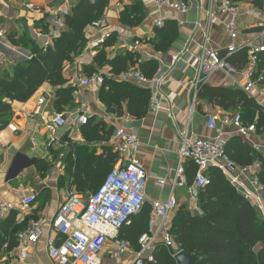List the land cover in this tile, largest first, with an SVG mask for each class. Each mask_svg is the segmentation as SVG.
Returning a JSON list of instances; mask_svg holds the SVG:
<instances>
[{"label": "crops", "instance_id": "1", "mask_svg": "<svg viewBox=\"0 0 264 264\" xmlns=\"http://www.w3.org/2000/svg\"><path fill=\"white\" fill-rule=\"evenodd\" d=\"M77 1L0 0V31L4 32V35L0 36V78L10 80L15 65L31 58V52L27 48L14 45L11 37L15 36L18 39L28 33L40 47L53 44L55 35L60 36L65 28V15L59 9L66 4L72 8ZM135 1L142 3L146 19L140 26L131 28L120 23L119 15L126 4ZM156 1L114 0L108 7L103 21L106 26L105 31L117 35L115 43L106 47L109 59L132 51L140 54L141 61L156 59L160 62L156 76L149 83L142 84L152 90V95L154 93H158L160 97L164 95L161 97L158 110L149 108L148 114L140 119L128 114L125 107V113L117 116L109 113L101 102L100 88L85 87L75 98V104L61 111L65 114L67 123L61 128L58 140L50 145L45 123L51 114L57 111L54 106L55 88L45 83L28 101L12 103L13 115L7 127L0 132V200L20 204L25 197L33 196L35 199L28 209L16 210L17 223H22L26 219L32 221L35 216L45 220L49 226L64 202L66 193L73 191L67 183L66 163L63 162L62 154L64 155V151L67 150L70 140L85 143L81 131L83 124L78 122L81 115L88 116L93 123L105 121L108 126H112L114 134L110 143L114 147L117 127L138 135L141 144L137 156L143 161L149 175L145 204L151 206L156 200L166 201L171 194H174L179 207L187 205L192 212L200 210L198 199L192 198L189 191V186L195 177L193 175L190 180L188 176L190 161L183 162L188 185L174 187L177 169L181 162L180 149L185 136L190 138L216 136V131L208 128L207 119L210 112L218 111L220 108L207 101L196 100L192 110L194 94L190 91L188 83L195 76V68L188 63V59L190 60L191 55H199L205 45L217 50L222 57L227 56V46L231 42L226 33L229 15L218 11V0L214 3L212 0H189L190 10L185 14L170 8L159 9ZM232 1L241 7L238 43L242 44L248 40L261 41L258 23L264 21L263 0ZM210 10L217 18L213 24L210 20ZM159 18L176 20L178 23L179 36L166 52L156 49L158 39L155 21ZM85 33L88 39L87 46L66 68L72 85L76 77L84 76L83 66L93 63L99 48L93 44L99 35L98 30L90 25ZM172 56H179L180 59L171 66ZM104 71L108 73L109 67L106 66ZM164 75H168L166 82H157L155 78ZM121 77L120 75L118 79L123 80ZM124 81L139 84L131 80ZM241 82L242 78L238 75L232 76L224 71H217L207 79L206 84L239 88ZM41 96L47 97L41 112L34 117H26L23 112L32 111ZM167 97L169 98L166 99ZM257 99L258 103L264 106V94ZM256 122L254 121L257 127ZM234 135L239 134L229 128L227 137ZM239 136L255 149V146L264 145V131L259 130L258 127L247 137ZM39 160L51 165L44 177L41 176L38 168ZM63 176L65 181H61ZM158 180H165V184L160 186ZM175 212L176 210L170 211L166 218L169 226L172 224ZM2 221L0 230L1 226L8 224L10 218L3 223ZM158 240L160 242L161 238L159 237ZM22 249L20 240L19 245L13 248L5 245L0 253V264H53L44 237L28 249L29 256L26 259H21ZM114 249V241H110L106 250L101 253L103 264H129L136 251L133 247L130 253L117 258L114 256Z\"/></svg>", "mask_w": 264, "mask_h": 264}, {"label": "trees", "instance_id": "2", "mask_svg": "<svg viewBox=\"0 0 264 264\" xmlns=\"http://www.w3.org/2000/svg\"><path fill=\"white\" fill-rule=\"evenodd\" d=\"M113 1L78 0L72 5L71 13L65 16V28L60 36L46 47L37 45L28 33L18 39L11 37L14 45L31 52V58L15 65L10 80L0 78V132L7 127L13 115L12 103L28 101L45 83L56 90L54 106L57 111L75 104V86L70 84L66 68L87 46L86 28L104 17ZM145 19L146 12L140 1L126 4L119 15L120 23L131 28L140 26ZM155 31L158 39L156 49L161 52L168 51L179 36L178 23L172 19L165 20L164 25L156 27ZM116 36V33H111L104 45L98 48L93 63L83 66L82 74H104L99 95L109 113L122 116L126 107L128 114L141 119L148 114L152 90L118 78L131 67H136L148 79H153L160 62L156 59L141 61L140 54L132 51L109 59L106 47L115 43ZM248 56L247 50L241 49L228 56L227 60L242 69L248 66ZM106 66L109 67L108 73L104 71ZM254 77L260 79L259 84L264 87V52L259 55ZM197 100L207 101L226 111L239 109L245 124L257 121L258 129L264 131V106L241 88L204 83ZM81 131L85 143L70 140L63 162L66 163L69 188L89 195L99 189L114 168L119 154L110 143L113 127L105 121L93 123L88 119ZM227 152L240 166L257 164L256 175L264 187V156L261 153L239 135L228 138ZM50 167L48 162L38 161L42 177ZM196 169L190 161L187 170L190 180ZM208 177L209 183L199 191L197 198L200 210L192 212L187 205H182L173 216L170 232L177 249L159 243L154 252L155 260H145V264H177L175 256L180 251L196 255L199 258L197 264H264V216L261 210L240 193L220 169L210 168ZM61 181H65V176ZM151 209L152 206L144 204L138 213L132 215L131 222L120 230V238L130 241L136 250L140 249V238L149 228ZM9 215L2 221L10 218L8 224L1 226L0 253L5 245L9 248L18 246L19 233L30 223L29 219L17 223L16 210ZM38 218L34 216V219Z\"/></svg>", "mask_w": 264, "mask_h": 264}, {"label": "built area", "instance_id": "3", "mask_svg": "<svg viewBox=\"0 0 264 264\" xmlns=\"http://www.w3.org/2000/svg\"><path fill=\"white\" fill-rule=\"evenodd\" d=\"M215 0H212L214 3ZM159 9L170 8L182 14L190 10L189 2L183 0H157ZM264 9V0L262 2ZM217 9L220 13L228 14L226 33L230 39L227 46V56L222 57L219 52L204 46L197 56L191 55L188 63L195 68V76L189 80V89L194 94L192 110L196 104L197 95L202 84L217 71H224L229 75H238L242 78L239 84L245 93L255 98L264 94L260 79L254 77L255 67L259 55L264 52V21L258 23L261 41L248 40L238 43L240 38L239 18L241 7L232 0H218ZM63 15L71 13L68 4L62 6ZM211 24L217 20L215 13L210 10ZM165 19L155 21L156 27L164 25ZM98 30L99 35L94 41V46L101 47L111 32L105 31V23L99 19L91 25ZM4 32L0 31V36ZM55 37H59L56 34ZM246 49L249 63L245 68L239 69L231 64L227 57L231 54ZM180 59L172 56L171 66ZM170 66V68H171ZM123 80H131L139 84H147L148 79L141 70L131 67L121 75ZM168 75L155 78L157 82H166ZM104 83V74L96 72L92 76H78L73 83L74 97H78L80 90L85 87L100 88ZM161 97H164L162 95ZM161 97L154 93L150 100V110H158ZM167 97L166 99H168ZM47 102L46 96H41L36 107L30 112H23L26 117H34L41 112L42 106ZM89 117L81 115L79 124H86ZM220 121V122H219ZM67 123L65 114L54 111L45 123L48 135V144L53 145L59 136L61 128ZM207 126L216 131V136L210 138H190L185 136L180 149L181 162L177 169L176 186L188 185L184 161H191L196 165L193 183L189 186L192 198L197 199L199 191L209 183L208 171L212 167L220 169L230 182L252 204L257 206L264 216V187L256 173L258 165L240 166L228 154L227 130L234 129L236 134L247 137L257 129L255 123L245 124L241 110L228 112L223 109L208 114ZM140 139L136 133L127 132L122 127L115 130V150L119 158L114 168L108 173L99 189L89 195L73 191L66 193L64 202L58 209L51 224L47 226L43 219H33L29 226L19 233V240L23 245L21 259L29 256L28 249L38 243L41 238L46 239L47 250L53 264H103L101 253L106 250L107 244L114 241V256L117 258L130 253L133 249L128 240L120 238V230L125 224L131 222L132 215L138 213L146 202V187L149 175L143 161L137 156ZM256 150L264 156V145L255 146ZM64 155L62 154V157ZM163 186L165 180H158ZM33 196L23 198L20 204L0 200V222L13 210L24 211L32 206ZM148 231L140 238V249L135 251L129 264H145V260L153 262L154 252L159 243L168 248L177 249L175 238L171 234V226L166 222L170 211L179 208V202L174 194L166 201L156 200L152 203ZM159 237L161 241L159 242Z\"/></svg>", "mask_w": 264, "mask_h": 264}, {"label": "water", "instance_id": "4", "mask_svg": "<svg viewBox=\"0 0 264 264\" xmlns=\"http://www.w3.org/2000/svg\"><path fill=\"white\" fill-rule=\"evenodd\" d=\"M175 259L177 264H197L199 262V258L196 255L187 253L185 251H180L177 253Z\"/></svg>", "mask_w": 264, "mask_h": 264}, {"label": "rangeland", "instance_id": "5", "mask_svg": "<svg viewBox=\"0 0 264 264\" xmlns=\"http://www.w3.org/2000/svg\"><path fill=\"white\" fill-rule=\"evenodd\" d=\"M192 105H193V102H192Z\"/></svg>", "mask_w": 264, "mask_h": 264}]
</instances>
